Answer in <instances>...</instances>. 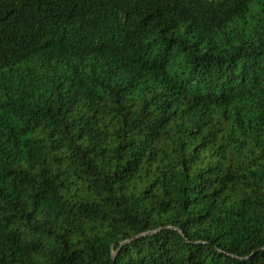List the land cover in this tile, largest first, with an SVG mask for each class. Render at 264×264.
<instances>
[{"label": "trees", "instance_id": "1", "mask_svg": "<svg viewBox=\"0 0 264 264\" xmlns=\"http://www.w3.org/2000/svg\"><path fill=\"white\" fill-rule=\"evenodd\" d=\"M0 264H264V0H0Z\"/></svg>", "mask_w": 264, "mask_h": 264}]
</instances>
